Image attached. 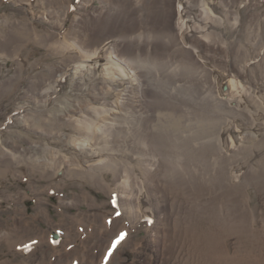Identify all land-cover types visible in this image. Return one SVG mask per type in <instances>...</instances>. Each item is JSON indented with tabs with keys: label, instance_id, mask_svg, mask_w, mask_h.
Listing matches in <instances>:
<instances>
[{
	"label": "rangeland",
	"instance_id": "1",
	"mask_svg": "<svg viewBox=\"0 0 264 264\" xmlns=\"http://www.w3.org/2000/svg\"><path fill=\"white\" fill-rule=\"evenodd\" d=\"M37 1L21 0L23 6H27L28 3L36 5L37 12L48 9V3L44 2L41 5L42 2ZM53 1L66 2V0ZM248 1L249 4L258 3V7L263 11H259L261 13L253 20H250L251 16L247 19L250 20V24L242 34L240 32L242 42L239 46L242 48L238 56L230 50L229 38L228 41L220 38L221 42L217 44L216 50L222 48V55L210 59L211 67L216 71L229 69L232 72L233 66L238 67L237 73L243 75L241 77L243 85H241L245 88L241 105L234 104L221 110L222 107L217 108L218 103L212 99L216 108L213 109L215 112L212 116L204 111L192 116L187 109L181 108L178 116L172 112L159 113L160 119L157 123L163 131L181 132L186 138L185 143L188 144L186 147H190L193 142L191 148L196 147L194 152L197 160L201 161L199 174L200 180L203 181L198 183L203 186L202 188L210 187L209 190H205L206 197L211 199L213 187L219 188L218 186L223 182L221 188L227 190V193L226 198L221 199L218 208L223 210L226 201L235 202L233 204L239 207L236 213L245 214L246 222L239 220L241 226H238V231L231 230L235 225L226 226L225 219L227 220L228 217L225 218L218 212L215 215H218L221 221L215 226L212 223V230H205L206 235L202 230L198 236H194L195 229L188 232L186 229L190 226V222L183 220L186 233L176 236L177 243L172 246L169 241L166 242L167 245H163L167 237L161 235L159 238L156 234L161 214L159 215L160 211L150 197L151 192L147 184L149 181L142 168L133 170L139 178L136 184L134 179L128 178L130 174L127 175L121 170L119 161L122 159L118 157L117 159L111 157L114 171L104 173L102 181L98 177L92 178L88 172L79 174L78 169L89 171L93 159L87 158L74 146L71 147L64 138H58L59 132H64L65 136L72 135L74 133L72 128L59 126L58 121L42 123L44 120L40 116L46 117L52 114V111L47 104L43 115L40 108L35 109L34 104L37 103V107L46 96L51 101L53 99L54 103H52L56 105L52 104V109H61L62 99L82 98L81 93L85 90L72 86L67 73L66 76L56 77L57 72L54 69L61 64L60 54L50 51L48 46L40 44L38 40L35 41V32L40 35H51L55 30L46 27L40 20L32 21L31 12L17 4V0H0V43L3 44H0V264H264V0ZM70 3L72 8L69 13L65 12L68 17L65 24H62L64 29L62 33L71 27L76 14H84L88 10V8L83 9V0H70ZM95 5L101 6L99 1L95 2ZM73 7L75 11L72 10ZM242 7L244 5L233 9V12L238 16L237 11ZM233 19H227L228 26L235 24L237 18L235 17V21ZM23 23L30 25V28H27L32 33L27 28L20 33L16 31L20 26L24 28ZM33 27H36L35 30L32 29ZM137 33L143 35L144 30L141 29ZM25 34L29 36L26 37ZM11 36L23 37L21 43L17 44L16 39ZM10 42L11 45L7 47ZM54 42L55 39L52 44ZM48 45L50 46L51 43ZM235 48L238 49V44L233 47L234 53ZM197 56L196 53L194 57L205 69L212 70ZM197 73L190 76L202 80L204 90L209 91L208 78L204 77L205 72L199 69ZM237 73L233 72V74ZM90 91L92 90L86 91V95H95ZM100 98L102 100L104 96ZM57 100L60 103L56 102ZM77 102L75 101L74 104ZM27 113L30 117L29 126L20 121V116ZM39 121L40 126L35 123ZM173 139L175 142L176 138ZM128 140L133 143L135 151L139 149L138 152H141V149L136 148L135 145L137 137L131 135ZM96 144L104 148L100 143ZM226 146L230 151H227ZM121 150L123 152L126 148ZM130 156L133 154L129 153V159L126 160L129 161ZM94 158L98 159V157ZM132 158L135 161L138 155ZM143 161L145 166L147 161L146 159ZM170 191L167 190L168 198L172 195ZM113 195L118 197L119 209L114 207L116 200ZM201 198L202 196L194 198L197 206L204 203L205 199ZM182 203L170 200L169 210L167 209L169 215L175 213L174 204L179 206ZM232 211H235L234 208ZM117 212L123 214L117 216ZM193 212L197 214L195 210ZM164 216L162 214V217ZM205 220L206 218L204 222ZM172 230L175 232L174 224ZM208 232L212 234L209 235ZM124 233L127 234L126 238H122ZM56 235L59 236L58 239ZM203 236L206 239H202ZM118 240L120 242L117 246Z\"/></svg>",
	"mask_w": 264,
	"mask_h": 264
},
{
	"label": "bare ground",
	"instance_id": "2",
	"mask_svg": "<svg viewBox=\"0 0 264 264\" xmlns=\"http://www.w3.org/2000/svg\"><path fill=\"white\" fill-rule=\"evenodd\" d=\"M39 1L42 2L41 5L44 2L48 3V9L37 12L36 5L33 6L28 3L27 6H23L21 0H17L16 3L31 12L32 21L40 20L43 25L55 30L51 35H40V33L35 32V41L38 40L40 44L48 46L51 49L50 51L58 52L61 56V64L56 69L53 68L57 72L55 76L67 73L71 85L85 91L81 93L82 98L72 100L64 97L65 99H62L61 103H63L65 109L63 107L52 109L53 99L51 101L46 96L42 102L39 101L41 105L39 104L36 107V103L34 107L35 109L40 108V112L43 114V111L47 109V104H49L52 114H48L46 117L40 116L44 120L42 123L47 124V122L58 121L59 126L71 127V130L74 131L72 135L65 136V134L63 135L64 132H61L62 134L59 132L58 138H64L68 144L70 143L71 147L74 146L87 158L93 159L90 162L91 166H89L91 168H89V171L78 169V173L88 172L92 178L98 177L102 181L104 173L114 171L115 167L111 162V157L112 159L118 157L120 160L122 159V161H119L121 170L126 172L127 175L130 174L128 178L134 179L136 184V180L139 178L136 177V172L133 170L134 168H142V172L146 173V178L149 181L146 183L148 184V190L151 192L150 197H152L153 204L160 211L159 215L161 214L160 222L157 223L156 234L159 238L161 235L167 237H163L165 238L163 245L169 241V244L174 246L177 243L175 237L186 233L184 232L183 220L190 222V226L187 225L188 229H186L188 232L195 229L194 236H198L202 230H204V233L205 230H212L211 224L213 223L212 225L215 226L216 223L221 221L218 215H215L218 212L222 213L225 218L228 217L227 220L225 219L226 226H228L227 224L230 226L235 225L231 230L238 231V226H241L239 220L244 223L246 219L245 214L236 213L239 207L233 204L235 202L229 203L226 201L223 210L218 208L221 199L226 198L227 193V190L221 188L224 185L223 182L218 186L219 188L217 186L213 187L214 191L211 199L206 197L207 192L205 190H209L210 187L209 189L207 186L202 188L203 186L201 187L198 183L203 181L200 180L199 174L201 161L197 160L196 152H194L196 147L191 148L193 142L192 145H189L190 147H186L188 144L185 143L186 138L183 137L181 132L163 131L157 126V123L160 119L158 114L161 112H172L178 116L182 109H187L192 116L200 111L212 116L215 112L213 109H216L213 106L214 101L218 103L216 104L217 108L222 107L221 110L234 106V104L241 105L245 88L242 86L241 81L243 75L237 73L238 67L233 66L234 71L230 72L227 69L222 73L218 71L219 69L217 71L212 69L210 59L222 55V48L216 50L220 38L225 40L229 38L228 46L232 53L238 56V52L242 48L239 46V43L242 42L240 32L242 34V31L246 30V26L250 24V20L258 17L261 13L259 11H263L258 7V3L249 4L248 0H83V9L88 8L87 12L80 15L76 14L75 18L73 17L71 27H68V30L62 33V30H64L62 24H65L68 17L65 12L69 13L70 8H72L70 0L61 3L60 1L55 3L53 0ZM98 1L100 7L95 5V2ZM242 5L244 7L237 11V16L233 9H237ZM81 11L82 9H80ZM249 16H251L250 20H247ZM228 18H234L237 22L233 19L235 24L232 25V23L228 26ZM28 23H23L24 28L20 26L16 28V31L18 30V33H20L26 30L27 27L30 28ZM237 23L241 24L238 25ZM35 28L32 29L35 30ZM141 29L144 30L143 35L137 33ZM11 37L16 39L17 44L21 43L23 38H19L21 36ZM54 39L55 42L52 44ZM49 43H51L50 46ZM237 44L238 49L235 48L236 52L234 53L233 47H236ZM9 45H11V42L7 44V47ZM196 53L197 57L212 70H207L201 65L194 57ZM199 69L205 72V75H203L208 78L209 91L204 90L201 84L202 80L190 76L193 73L198 74ZM233 72L237 74H233ZM222 85L224 86L222 87ZM89 90H92L90 92L95 93L96 96L86 95V91ZM103 96L104 99L101 100L100 97ZM212 99L215 100L212 101ZM75 101L78 102L74 104ZM28 115L27 113L20 116L21 123L26 126H29L30 122ZM40 121L35 123L39 125ZM131 135L137 137L135 145L136 148L141 149V152H138L139 149L135 151L133 143L129 142L128 138ZM173 138H176L175 142ZM177 141L179 142L176 143ZM96 143H100L104 148H100ZM231 145L233 148V142ZM115 146L116 148H114ZM121 148H126V150L122 152ZM227 148V151H230L229 147ZM129 153L133 156L138 155L136 162L132 158L133 156H130L131 161L126 160L129 159ZM150 154L151 157H149ZM99 156L102 158L100 159ZM94 157H98V159ZM142 158L147 161L145 166ZM145 181L147 180L145 179ZM210 181L211 179L209 184ZM205 182L208 185V181ZM167 190H171V198H168ZM123 196L121 195V197ZM201 196L205 201L197 206L194 198L197 199ZM121 197L120 199H122ZM138 198H140V195ZM170 200L183 202L179 206L174 204L175 213L172 216L169 215V211L167 212ZM69 205H72V203H69ZM233 208L234 212L232 211ZM132 209L130 210L132 211ZM194 210L197 214H193ZM162 214L165 216L162 217ZM221 217L223 218L222 215ZM205 218L206 222H204ZM168 220L171 221V224L174 221L175 232L172 230L173 224L171 225ZM162 226L167 227L163 228ZM203 238L205 237L203 236ZM216 238H218L217 235ZM198 243L201 244V242ZM192 244L190 247H192ZM198 259H200V256Z\"/></svg>",
	"mask_w": 264,
	"mask_h": 264
},
{
	"label": "snow or ice",
	"instance_id": "3",
	"mask_svg": "<svg viewBox=\"0 0 264 264\" xmlns=\"http://www.w3.org/2000/svg\"><path fill=\"white\" fill-rule=\"evenodd\" d=\"M72 10L75 11V8L73 7ZM113 197H114L115 200H116V203L114 204V207L117 208V209H119L120 205H119V202H118V197H116L115 195H113ZM116 214H117V216H119V215H122L123 213H122V212H117ZM109 223H111L110 220H109ZM126 235H127V234L124 233L122 238H126ZM119 242H120L119 240L116 242L117 246H118ZM109 258H110V256H109Z\"/></svg>",
	"mask_w": 264,
	"mask_h": 264
},
{
	"label": "water",
	"instance_id": "4",
	"mask_svg": "<svg viewBox=\"0 0 264 264\" xmlns=\"http://www.w3.org/2000/svg\"><path fill=\"white\" fill-rule=\"evenodd\" d=\"M57 238L59 237V236H56Z\"/></svg>",
	"mask_w": 264,
	"mask_h": 264
}]
</instances>
